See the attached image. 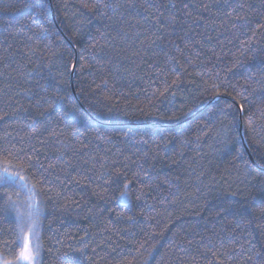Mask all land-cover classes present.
Here are the masks:
<instances>
[{
	"label": "trees",
	"instance_id": "16d2710c",
	"mask_svg": "<svg viewBox=\"0 0 264 264\" xmlns=\"http://www.w3.org/2000/svg\"><path fill=\"white\" fill-rule=\"evenodd\" d=\"M85 2L0 0V147L23 149L13 170L35 185L37 264H209L226 249L225 264H253L264 249V0H230L246 28L235 15L225 24L223 7L185 19L190 0H134L123 18ZM158 12L176 24L158 32ZM6 191L20 190L0 187V207ZM14 217L0 214L8 259Z\"/></svg>",
	"mask_w": 264,
	"mask_h": 264
},
{
	"label": "snow or ice",
	"instance_id": "6c2138e0",
	"mask_svg": "<svg viewBox=\"0 0 264 264\" xmlns=\"http://www.w3.org/2000/svg\"><path fill=\"white\" fill-rule=\"evenodd\" d=\"M84 8L91 11H112L116 13L120 11L121 8H125L127 10H131L136 7L134 0H125L123 5L114 4L107 2V0H92V3L89 4L87 2L83 5ZM160 6L157 5V8ZM172 8H175L177 12L181 11L180 8H177V5L174 3L171 5ZM213 7L216 8H227V12L223 13L225 16L224 23L227 24L229 22L228 18L233 17L235 15V20L241 27H247L248 18L247 15H238L236 13V8L243 9V5H237L235 8L230 6V0H210L209 3L199 4L196 2H185L182 4L183 15L185 19L189 15H191L190 9H200L202 12L211 14V9ZM124 13L120 11V16L123 18ZM198 19L203 20L202 16H199ZM153 21L155 24L159 25L157 29L158 32H162L166 30L168 25H174L177 22V15L175 12H171L168 15H164L163 12H158L156 16L153 17ZM32 23H35V20H32ZM195 23V21H193ZM233 28H237V24H232ZM257 28H261L262 25L257 24ZM43 34V30L42 33ZM153 36H156V32L152 33ZM256 35L255 30H253V37ZM159 36H156V39H159ZM252 37H249V43H251ZM141 44H144L145 41H140ZM133 57L139 56L140 52L133 51L131 52ZM151 67V65H150ZM197 75H200L197 73ZM177 81H173L175 84ZM106 81H102V84H106ZM216 87V85H212ZM165 92L168 91V87L166 86L164 89ZM164 93H161L163 95ZM219 99V96L215 97ZM56 98H53V100ZM49 107L52 106V101H45ZM241 111H243V106H241ZM44 113H41L43 115ZM5 113L3 116H0V119H3L6 116ZM251 120V116L249 117ZM54 136L55 133H52ZM127 135V133H125ZM143 139V138H142ZM23 149H16L14 145L8 147H0V187L2 188H17L20 191L15 193L17 199H13V193L5 192L6 199H4L3 206L0 207V214L10 215L15 213V225H16V235L14 239L9 243L8 241L3 242L4 250H12L16 249L19 246L18 251L15 252V256L13 259L6 258L2 253H0V264H35L39 253H40V245L38 241V229H39V216H40V208L39 204L36 201L37 193L35 191V185L27 183L25 177L20 175L19 171H14L13 169H19L21 165L19 163L13 164V160L22 159L20 157V152ZM60 156L63 157V153H60ZM30 159V158H29ZM143 175L145 177L148 176V172L144 171ZM131 187V181L125 180L123 184V188L120 191L119 199L122 202H126L129 197V188ZM21 193L24 194V200L20 201L19 197ZM143 195V190H140V194L137 195L136 199L139 200ZM0 199H3L0 197ZM25 207L26 211H22L21 207ZM264 212V209H262ZM131 219V217H129ZM240 222H245L243 216H240ZM191 243V241H189ZM86 247V246H84ZM140 247H143V243H141ZM223 247V246H221ZM255 247V246H253ZM137 252L140 251V248L136 249ZM231 252V249H226L222 252H213L212 255L216 257V261H209V264H225V261L222 259L223 256L228 255ZM151 255V254H150ZM229 259L231 257L229 256ZM247 259L252 261L253 264H264V249L259 251H254L252 255L248 256ZM126 264H133L132 260L129 259L126 261ZM150 264V260L148 262Z\"/></svg>",
	"mask_w": 264,
	"mask_h": 264
},
{
	"label": "rangeland",
	"instance_id": "374dc122",
	"mask_svg": "<svg viewBox=\"0 0 264 264\" xmlns=\"http://www.w3.org/2000/svg\"><path fill=\"white\" fill-rule=\"evenodd\" d=\"M36 201H37V198H36ZM37 203L39 204L38 201H37ZM39 208H40V206H39ZM21 210H22V211H26V208L22 206V207H21ZM37 242H38V241H37ZM37 260H38V258H37ZM37 260H36L35 264H37Z\"/></svg>",
	"mask_w": 264,
	"mask_h": 264
},
{
	"label": "water",
	"instance_id": "95a60500",
	"mask_svg": "<svg viewBox=\"0 0 264 264\" xmlns=\"http://www.w3.org/2000/svg\"><path fill=\"white\" fill-rule=\"evenodd\" d=\"M241 133V132H240Z\"/></svg>",
	"mask_w": 264,
	"mask_h": 264
}]
</instances>
